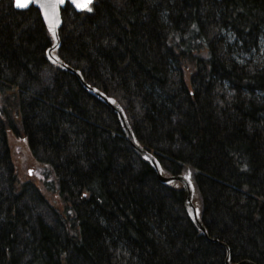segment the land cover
Here are the masks:
<instances>
[{"label":"trees","instance_id":"obj_1","mask_svg":"<svg viewBox=\"0 0 264 264\" xmlns=\"http://www.w3.org/2000/svg\"><path fill=\"white\" fill-rule=\"evenodd\" d=\"M59 36L130 131L49 63L40 12L0 0V264H264V0H95ZM13 136L55 204L25 197Z\"/></svg>","mask_w":264,"mask_h":264},{"label":"water","instance_id":"obj_2","mask_svg":"<svg viewBox=\"0 0 264 264\" xmlns=\"http://www.w3.org/2000/svg\"><path fill=\"white\" fill-rule=\"evenodd\" d=\"M13 2L17 10L27 11L31 7H34L40 12L42 19L47 25L48 31L51 33L54 39V45L49 49L48 54H47L49 63L75 76L81 82V84L84 87H86V89L91 94H93L94 96L102 100L104 103H106L119 116L125 132L127 130L130 131L128 122L126 120V115L124 114V111L122 110V108L113 99L107 98L105 94H103L102 92L98 91L97 89L89 88L88 86H86V83L83 80L80 72L67 66L63 62H61L56 55L57 50L61 46L59 28L61 26L62 10L67 5H70L77 12L87 11L89 7L93 4L94 0H13ZM132 143L135 144V146H133V149L137 153H141L140 148L136 146V143L135 142H132ZM152 165L156 171L159 181L162 184L181 183V185H183L184 191L186 194V203L189 204L193 196V187L189 181V176L176 177V178L175 177H165L156 160H152ZM193 211L196 212L195 207H193ZM198 227L200 228L204 236L209 239L205 228L201 224H199ZM228 258H229V254H228ZM227 264H229L228 261H227ZM239 264H252V263L241 262Z\"/></svg>","mask_w":264,"mask_h":264},{"label":"rangeland","instance_id":"obj_3","mask_svg":"<svg viewBox=\"0 0 264 264\" xmlns=\"http://www.w3.org/2000/svg\"><path fill=\"white\" fill-rule=\"evenodd\" d=\"M52 74V68H47L44 71L43 79L46 84H49V82L51 81ZM9 143L11 148L12 161L17 173L19 186L25 185V197H28L30 199L31 195L33 194L32 188H35L40 190L48 201H50L52 204H55V197L51 193L45 191L46 188H44V182L47 181L50 183L52 179L50 175L48 177L45 176L46 174H44L45 172L43 166L37 163L30 155L26 143L15 136L9 139ZM24 201L25 203L31 202L29 200L27 201V199H24ZM40 212L43 215L44 210L39 211V213ZM48 220L50 221L49 218Z\"/></svg>","mask_w":264,"mask_h":264}]
</instances>
